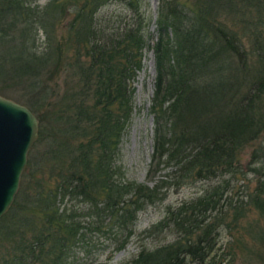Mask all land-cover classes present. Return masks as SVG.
Masks as SVG:
<instances>
[{
  "label": "trees",
  "instance_id": "16d2710c",
  "mask_svg": "<svg viewBox=\"0 0 264 264\" xmlns=\"http://www.w3.org/2000/svg\"><path fill=\"white\" fill-rule=\"evenodd\" d=\"M38 2L0 0V40L11 31L21 45L6 75L38 91L54 122L49 132L37 116L36 144L47 148L31 149L13 205L0 218V264H69L95 220L97 227L107 222L119 252L136 235L141 211L206 180L219 184L195 202L168 207L145 232L177 238L126 264H223L216 237L234 204L225 179L245 182L261 162L256 150L246 169L240 156L264 134V0H160L156 36L147 35L143 0ZM115 4L120 16L106 12ZM147 51L156 66L149 172L170 169L154 186L125 180L118 165ZM258 191L252 200L264 214V182ZM246 205L236 206L241 219Z\"/></svg>",
  "mask_w": 264,
  "mask_h": 264
},
{
  "label": "rangeland",
  "instance_id": "374dc122",
  "mask_svg": "<svg viewBox=\"0 0 264 264\" xmlns=\"http://www.w3.org/2000/svg\"><path fill=\"white\" fill-rule=\"evenodd\" d=\"M50 1L39 0L37 4L43 7ZM181 2L192 6V0H181ZM159 3L160 0H143L144 11L148 17V36H156ZM122 11L120 4H115L106 9V12H111L117 16H120L119 13ZM13 13L15 14V12ZM232 20L233 17L229 16V21ZM70 21L71 16L65 17L63 20L64 27ZM64 27L60 26L59 34H65ZM236 28L241 30V27ZM16 36L17 41H14L12 39L13 33L8 31L6 38L0 40V70L4 73V76L0 75V95L26 107H28L27 103H30L37 110L36 116L39 115L41 118L44 116V127L49 129L54 124L53 117H46L44 114H48L51 107L41 99L38 91H31L29 86L21 80L6 75L11 68L15 49L21 46L18 35ZM155 41L156 38L154 37L152 43L154 44ZM155 81L154 54L152 51H147L143 68L135 83L134 116L122 138L118 158V165L125 180L150 186H154L161 177L170 172L169 168L163 166L153 176L149 172L154 145L155 125L151 106ZM48 131L50 132V129ZM46 145L45 143L33 145V154L44 152L47 148ZM256 150L261 152V162H254V167L259 168V171L250 173L245 182L240 176L236 179H230V177L225 179L232 183L227 201L232 200L231 202L234 204L229 207L228 217L216 237L215 252L221 256L220 260L224 259L223 264H264V214L253 202L255 196L260 192L258 191L260 182H264V134L240 156L241 163L246 166V169L248 164L253 161V152ZM218 184L219 180L194 181L178 191H170L165 201L146 207L138 216L135 227L136 235L119 252H114L117 237L110 231L109 226L106 225L107 222L101 224V227H97L98 220H95L94 228L91 227L92 229L84 232L83 240L74 249L69 264H126L142 249H153L172 242L178 236L176 232L162 234L157 238H148L145 232L164 218L168 207L177 209L184 203L195 202ZM246 195L248 196L247 199L244 197ZM243 200L247 202V205L244 210L245 216L241 219L240 211L235 209L237 204ZM190 261L195 262L192 258Z\"/></svg>",
  "mask_w": 264,
  "mask_h": 264
},
{
  "label": "water",
  "instance_id": "95a60500",
  "mask_svg": "<svg viewBox=\"0 0 264 264\" xmlns=\"http://www.w3.org/2000/svg\"><path fill=\"white\" fill-rule=\"evenodd\" d=\"M39 131L40 122L28 107L0 95V218L13 205Z\"/></svg>",
  "mask_w": 264,
  "mask_h": 264
},
{
  "label": "bare ground",
  "instance_id": "6f19581e",
  "mask_svg": "<svg viewBox=\"0 0 264 264\" xmlns=\"http://www.w3.org/2000/svg\"><path fill=\"white\" fill-rule=\"evenodd\" d=\"M151 64H152V62H151Z\"/></svg>",
  "mask_w": 264,
  "mask_h": 264
}]
</instances>
